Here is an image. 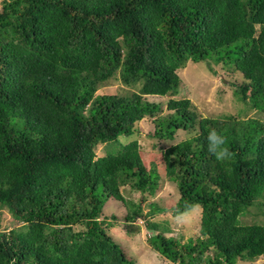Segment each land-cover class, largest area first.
I'll list each match as a JSON object with an SVG mask.
<instances>
[{
    "label": "trees",
    "instance_id": "trees-1",
    "mask_svg": "<svg viewBox=\"0 0 264 264\" xmlns=\"http://www.w3.org/2000/svg\"><path fill=\"white\" fill-rule=\"evenodd\" d=\"M218 61L242 75L237 100L262 115L199 118L180 92L178 70ZM119 75L136 92L98 95ZM147 96L168 97L169 114ZM154 119L150 136L173 141L165 176L174 216L201 208L186 241L156 233L148 243L174 264H237L264 257V0H3L0 5V264H136L109 235V200L145 217L121 188L150 197L160 185L137 141L121 137ZM212 130L231 156L209 151ZM107 148L97 158L99 147ZM163 212L151 207L150 214ZM139 229V228H138Z\"/></svg>",
    "mask_w": 264,
    "mask_h": 264
},
{
    "label": "rangeland",
    "instance_id": "rangeland-1",
    "mask_svg": "<svg viewBox=\"0 0 264 264\" xmlns=\"http://www.w3.org/2000/svg\"><path fill=\"white\" fill-rule=\"evenodd\" d=\"M3 0H0V5ZM233 69V68H232ZM224 67L218 61H204L199 63H187L186 67L178 70L180 77V92L174 97L176 100L188 99L192 103V109L201 118H214L233 115L239 117V121L246 122L251 118L261 119L262 115L256 113L241 103L235 97L233 90L234 82L240 83L243 78L241 73ZM139 87H129L124 85L119 75L112 79L107 85L101 87L98 95H121L127 92H136ZM150 102L159 103L162 108V114H169L168 97L147 96ZM135 133L130 137H121L120 142L124 145L137 141L141 150L144 164L148 169L156 165L161 180L155 196L150 197L138 192L131 191L128 187L121 188V194L124 200L134 204H141L145 217L138 218L134 225L128 223L125 217L128 214L126 205L122 202L109 200L103 212L113 224L108 229L109 235L118 243L131 257L136 264H174L165 260L158 252L154 251L148 243L150 232L146 230L145 224L151 221L159 226L156 233L162 232L166 237L182 239L186 241L199 233L201 208L196 207L190 212L174 216L171 208L176 203L179 195L175 185L169 182L165 176V166L163 161V152L171 145L182 140L190 138L191 133H179L173 141H159L150 133L154 131V119L145 118L135 125ZM107 154V148L99 147L96 151V157H104ZM163 212L150 214L151 207ZM255 209L241 218L242 223L252 224L260 222L264 224V217L254 214ZM0 219L2 226H9L11 215L6 208L0 207ZM139 228V229H138ZM237 264H264V257L254 261H238Z\"/></svg>",
    "mask_w": 264,
    "mask_h": 264
},
{
    "label": "clouds",
    "instance_id": "clouds-1",
    "mask_svg": "<svg viewBox=\"0 0 264 264\" xmlns=\"http://www.w3.org/2000/svg\"><path fill=\"white\" fill-rule=\"evenodd\" d=\"M209 151L212 152L218 160H225L232 154L226 147V139L218 134L216 130H212L208 135Z\"/></svg>",
    "mask_w": 264,
    "mask_h": 264
}]
</instances>
